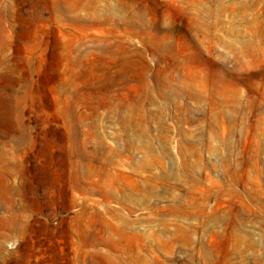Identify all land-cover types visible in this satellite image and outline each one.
Segmentation results:
<instances>
[{"label":"rangeland","instance_id":"rangeland-1","mask_svg":"<svg viewBox=\"0 0 264 264\" xmlns=\"http://www.w3.org/2000/svg\"><path fill=\"white\" fill-rule=\"evenodd\" d=\"M263 194L264 0H0V264H264Z\"/></svg>","mask_w":264,"mask_h":264},{"label":"crops","instance_id":"crops-1","mask_svg":"<svg viewBox=\"0 0 264 264\" xmlns=\"http://www.w3.org/2000/svg\"><path fill=\"white\" fill-rule=\"evenodd\" d=\"M253 203L255 204L253 210H237V212L231 217L232 223H230L229 236L233 237L234 234L243 230L246 224L254 226L257 231H264V196L256 198Z\"/></svg>","mask_w":264,"mask_h":264}]
</instances>
